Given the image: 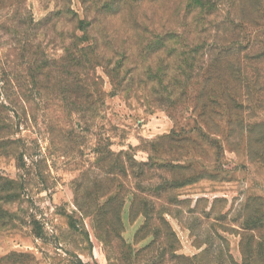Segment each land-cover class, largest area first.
Returning a JSON list of instances; mask_svg holds the SVG:
<instances>
[{
  "label": "rangeland",
  "instance_id": "obj_1",
  "mask_svg": "<svg viewBox=\"0 0 264 264\" xmlns=\"http://www.w3.org/2000/svg\"><path fill=\"white\" fill-rule=\"evenodd\" d=\"M93 1L97 115L18 57L25 32L64 53L73 24L40 25L57 3L22 24L0 0V176L21 183L0 264H264V0Z\"/></svg>",
  "mask_w": 264,
  "mask_h": 264
},
{
  "label": "trees",
  "instance_id": "obj_2",
  "mask_svg": "<svg viewBox=\"0 0 264 264\" xmlns=\"http://www.w3.org/2000/svg\"><path fill=\"white\" fill-rule=\"evenodd\" d=\"M19 4L17 8V16H20V20L22 24H26V7L24 0H16ZM57 3L58 9L50 12V16L44 19L42 23L46 21H51L52 19L62 20V23L73 25V33L70 35L72 40L66 41V38H63L62 48L64 53L58 59L49 60L42 57H45L46 52H42L41 49L44 47L41 43H38L36 47V51L29 52L31 48H35V46L30 42L28 38V33L23 32L25 35V40L23 42H18L21 44L19 47L18 57L24 58L25 53L28 54V59L32 61L31 56L36 58L38 71L35 75L31 74L33 79L35 78H47L48 80L52 79L54 81V88H49L54 96L57 97L58 101L72 102L74 106L75 112H84V111H92L97 115L100 111V107L104 104V94L105 92L99 86L100 77L96 73V68L98 66H105L102 64L106 52L101 49L103 45L100 42L99 28L101 25L100 9H93L92 3H99L93 0H82L84 6L87 10H94L95 14L89 17V14L86 11L84 17L75 13L74 17H70L69 13H72V9L67 7L65 14L63 6L59 5V3H63L62 0H54ZM68 2V0H65ZM107 2L109 0H106ZM115 3L119 5H126L128 3L134 2L135 0H113ZM103 3V4H107ZM74 13V12H73ZM54 15V16H53ZM67 17H63V16ZM24 16V17H23ZM69 17V18H68ZM81 32V33H80ZM80 33V34H79ZM66 36V35H63ZM167 44L166 38L162 36L156 37V41L154 45L156 47L162 48ZM37 55V56H36ZM38 57V58H37ZM46 70L43 72L41 76L40 70ZM108 75L114 80L116 78L115 74L119 72L115 69H110L106 71ZM33 80V81H34ZM35 82V81H34ZM36 83V82H35ZM68 104V103H67ZM101 170H103L101 168ZM21 192V183L3 176H0V230L4 227L12 224L13 219L18 215L12 212V205L17 201L21 200L20 198ZM81 208V207H80ZM14 224V223H13Z\"/></svg>",
  "mask_w": 264,
  "mask_h": 264
}]
</instances>
